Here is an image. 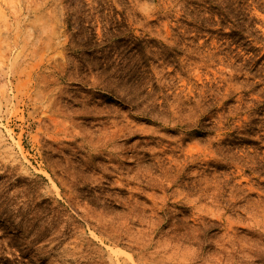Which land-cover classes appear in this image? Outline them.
<instances>
[{"label": "rangeland", "instance_id": "obj_1", "mask_svg": "<svg viewBox=\"0 0 264 264\" xmlns=\"http://www.w3.org/2000/svg\"><path fill=\"white\" fill-rule=\"evenodd\" d=\"M0 264H264V0H0Z\"/></svg>", "mask_w": 264, "mask_h": 264}]
</instances>
